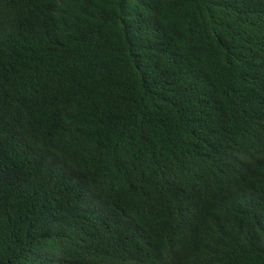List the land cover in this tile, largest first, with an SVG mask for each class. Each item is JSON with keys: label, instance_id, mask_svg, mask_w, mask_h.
<instances>
[{"label": "trees", "instance_id": "obj_1", "mask_svg": "<svg viewBox=\"0 0 264 264\" xmlns=\"http://www.w3.org/2000/svg\"><path fill=\"white\" fill-rule=\"evenodd\" d=\"M0 264H264V0H0Z\"/></svg>", "mask_w": 264, "mask_h": 264}]
</instances>
